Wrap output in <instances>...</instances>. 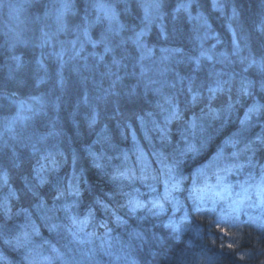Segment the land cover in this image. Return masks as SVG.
Wrapping results in <instances>:
<instances>
[{
    "label": "trees",
    "instance_id": "1",
    "mask_svg": "<svg viewBox=\"0 0 264 264\" xmlns=\"http://www.w3.org/2000/svg\"><path fill=\"white\" fill-rule=\"evenodd\" d=\"M55 1L0 13V264H264V0H153L149 55L141 0Z\"/></svg>",
    "mask_w": 264,
    "mask_h": 264
},
{
    "label": "rangeland",
    "instance_id": "2",
    "mask_svg": "<svg viewBox=\"0 0 264 264\" xmlns=\"http://www.w3.org/2000/svg\"><path fill=\"white\" fill-rule=\"evenodd\" d=\"M28 0H0V13L6 15V22L5 25L11 29V30H15L14 24L18 23V14H19V3H27ZM57 1V0H56ZM142 3L145 5L141 6L142 9V16L147 20L146 21V26L144 29L140 30L139 32L135 33L133 36H131L130 40L137 45L138 49L140 50V53L143 55L144 53H147L149 55V52H146L145 47H144V43L142 42V37L147 33V31L149 30V27L151 25V23L154 22V19L157 17V8L155 6H153V4H156L155 1L153 0H149V1H145V0H141ZM31 3V1H29ZM73 2H75V0H58L57 3L53 2L52 6H54L55 4L57 5V16L58 17H63L64 14L69 13L70 9L73 6ZM115 0H106L104 2L99 1L96 3L95 9L97 10L96 15L97 16H101L104 18L109 19V17H113V14L118 12V3H115ZM124 3V2H123ZM141 3V4H142ZM212 3L215 5V7L218 8V4H223V0H212ZM140 4V5H141ZM147 4H151L150 7H148ZM144 8V9H143ZM13 16H15V19H9ZM88 23V22H87ZM86 23L87 26H89ZM228 23V28L230 27L229 23L230 22H226ZM93 24V22H92ZM202 25V24H201ZM227 26V25H226ZM88 30V29H87ZM231 30V29H230ZM75 39L73 40V43L71 45L68 44L69 48L66 47H62L61 49V56L63 55H67V51L69 49H73V48H78L79 44H81L82 42H86V43H90L92 42L88 36V33L84 32V33H74ZM20 110L23 112V114H25L27 111H30V107L31 105L29 103H27L26 101H20L18 103ZM248 198V195H246ZM246 204V201H245Z\"/></svg>",
    "mask_w": 264,
    "mask_h": 264
},
{
    "label": "snow or ice",
    "instance_id": "3",
    "mask_svg": "<svg viewBox=\"0 0 264 264\" xmlns=\"http://www.w3.org/2000/svg\"><path fill=\"white\" fill-rule=\"evenodd\" d=\"M261 68H262V70H264V65H261ZM242 91H244L245 94H247L245 89H242ZM193 101H196V97L195 96L193 97ZM248 113L249 114H261V115H264V105H253V106H251L248 109ZM177 115L178 114L175 111H173V112L170 113V118H176ZM249 119H250V116L246 115L245 119L241 120L240 123L243 126L242 131L247 129ZM193 127H195V125H193ZM257 139H258V141H259V143L261 145H264V136L258 137ZM231 142L233 144L237 143V141H235V140H233ZM249 149H250V145H246L245 150H249ZM196 151H198V149H196V147L194 145L189 144L185 148L184 153L185 154L189 153V152L194 153ZM233 155L234 156H238L239 153H234ZM97 167H100V166L97 165ZM169 171H171V169ZM223 171L224 172H231L232 168L231 167H225L223 169ZM121 175H124V174L121 173ZM217 179L221 180L222 178L219 175H217ZM41 182L43 183L44 181L42 180ZM256 188H257V191H258V198L260 199L261 206H264V180H262L260 184L256 185ZM224 190L227 191V186H225ZM243 191L246 193L247 189H244ZM74 194L75 195H79L80 194L78 188L75 189ZM218 195H219V193H218ZM246 199H247V196L244 195V196H241L239 199L232 201V203L229 205V210L225 213V215H235V214H239L240 212H242L243 209H244V206H245ZM97 203H99V201H97ZM129 205L133 209L140 208V207L144 206L139 201H135V200H130L129 201ZM153 206L157 207V208L162 207L159 203H154ZM221 222H223V221H217L218 224L221 223ZM3 228H4V226H0V235L3 234ZM6 242L11 243V241H6ZM231 247H232V245H229V248H231Z\"/></svg>",
    "mask_w": 264,
    "mask_h": 264
},
{
    "label": "flooded vegetation",
    "instance_id": "4",
    "mask_svg": "<svg viewBox=\"0 0 264 264\" xmlns=\"http://www.w3.org/2000/svg\"><path fill=\"white\" fill-rule=\"evenodd\" d=\"M28 1H31V3L32 4H35V5H37V6H39V7H44V11L46 10V9H48V7H47V3L48 2H50L51 0H28ZM58 1V0H57ZM57 1H55V2H57ZM61 1V0H60ZM84 0H75V2H73V4L74 3H79V4H82V3H84L83 2ZM90 1V3L89 4H87V5H89V7L90 8H88L89 10H90V12H96L97 10L95 9V6H96V3L97 2H99V1H102V2H104V1H106V0H89ZM128 1H131V0H115V2L113 3V4H115V3H118V8L119 7H123V6H125V4H126V2H128ZM145 1H149V0H145ZM124 2V3H123ZM189 1L185 4V6L187 7V6H189ZM86 6V5H85Z\"/></svg>",
    "mask_w": 264,
    "mask_h": 264
}]
</instances>
